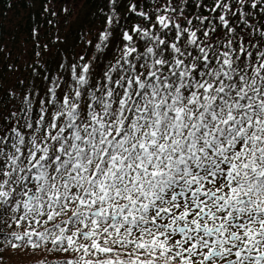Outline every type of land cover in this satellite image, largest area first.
<instances>
[{
    "label": "snow or ice",
    "instance_id": "snow-or-ice-1",
    "mask_svg": "<svg viewBox=\"0 0 264 264\" xmlns=\"http://www.w3.org/2000/svg\"><path fill=\"white\" fill-rule=\"evenodd\" d=\"M107 2L114 60L60 63L0 123V252L264 264V0Z\"/></svg>",
    "mask_w": 264,
    "mask_h": 264
},
{
    "label": "trees",
    "instance_id": "trees-1",
    "mask_svg": "<svg viewBox=\"0 0 264 264\" xmlns=\"http://www.w3.org/2000/svg\"><path fill=\"white\" fill-rule=\"evenodd\" d=\"M45 4L49 8L47 12ZM126 10V7L120 8V15ZM107 12V0H0V123L11 112L19 111L24 95L30 90L43 95L49 86L42 79L45 75L51 79L61 73L64 80H69L70 73L59 69L60 63L67 67L92 60L93 70L100 71L103 65L114 60L118 55V38L113 39L103 53L94 47ZM136 20L133 16L127 23L130 25ZM34 27L39 32V48L33 43ZM36 51L40 52L39 57ZM81 55L84 61L79 60ZM94 56L98 59L93 60ZM97 64L101 68H96ZM10 91L15 95H10ZM39 98L34 96L36 100ZM37 109L38 105L34 104L33 115ZM9 230L3 228V231ZM0 257V264H39L42 260L56 261L58 254L42 246L35 251L17 249L13 252L9 248L0 252Z\"/></svg>",
    "mask_w": 264,
    "mask_h": 264
}]
</instances>
